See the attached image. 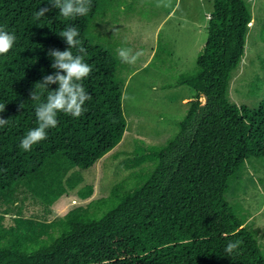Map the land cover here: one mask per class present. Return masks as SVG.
Wrapping results in <instances>:
<instances>
[{"label": "trees", "instance_id": "16d2710c", "mask_svg": "<svg viewBox=\"0 0 264 264\" xmlns=\"http://www.w3.org/2000/svg\"><path fill=\"white\" fill-rule=\"evenodd\" d=\"M49 2L0 0V26L17 37L0 55V103L6 106L0 117L9 120L0 127V215L31 212L30 218L47 223L65 199L87 203L57 220L42 241L26 243L0 227V264H264L258 233L244 208L227 197L248 165L264 169V97L251 108L230 95L251 32L249 0H213L199 72L168 85L190 89L194 100L179 132L165 144L138 147L139 170L97 199L89 176L123 141V96L137 70L96 40V22L113 0H92L86 16L65 18L52 8L35 19L39 8L52 7ZM69 25L79 29L84 60L93 69L82 81L92 99L79 118L58 113L47 139L24 151L20 142L37 127L35 109L47 96L38 89L40 101H32L30 93L55 74L48 53L69 47L59 35ZM232 240L243 243L229 254Z\"/></svg>", "mask_w": 264, "mask_h": 264}, {"label": "rangeland", "instance_id": "374dc122", "mask_svg": "<svg viewBox=\"0 0 264 264\" xmlns=\"http://www.w3.org/2000/svg\"><path fill=\"white\" fill-rule=\"evenodd\" d=\"M255 21L249 34L245 56L234 76L230 95L239 105L257 108L264 97V0H249ZM111 5V4H110ZM213 0H113L107 14L98 19L95 35L101 43L118 48H131L129 57H140L129 66L137 71L129 78L123 96L127 129L123 141L105 156L89 183L95 188L94 198L110 194L112 187L123 182L138 160L135 150L165 144L180 130L187 114L192 92L186 87L168 88L181 75L199 72L198 56L208 38ZM251 26V25H250ZM203 104L207 98L202 97ZM144 164L143 166H148ZM239 203L248 216V225L259 235L264 248V169H252L233 184L227 195ZM53 210L51 221L44 223L25 217L0 215L3 231L17 233L24 242L47 239L54 224L78 205L86 204L76 197L65 199Z\"/></svg>", "mask_w": 264, "mask_h": 264}, {"label": "clouds", "instance_id": "9594fccd", "mask_svg": "<svg viewBox=\"0 0 264 264\" xmlns=\"http://www.w3.org/2000/svg\"><path fill=\"white\" fill-rule=\"evenodd\" d=\"M52 6L41 7L35 12L34 18L39 20L46 16L52 8L59 10V15L65 18H75L86 16L92 8V0H50ZM69 46L66 50L51 49L49 56L53 58L52 68L55 74L45 75L43 79L35 85V91L30 93L32 101H40L38 89L47 91L46 100L39 102L35 109L38 121L37 127L30 129L20 142V148L30 151L34 144H38L48 137V130L57 127L58 113H64L74 118L81 117L86 111L85 105L92 99L85 90L82 81L92 72V66L85 62L84 53L86 49L81 46L79 39L80 31L77 27L69 25L59 34ZM17 37L14 32L7 30L6 26H0V55L7 54L15 45ZM76 48L78 53L74 55L72 49ZM131 48H118L119 58L126 63H135L141 53L129 57ZM58 84L57 90H50V85ZM5 105L0 103V113L5 111ZM23 108V104L20 105ZM9 120L0 117V127L7 125ZM243 242L232 240L227 244L225 251L229 254L237 250Z\"/></svg>", "mask_w": 264, "mask_h": 264}, {"label": "crops", "instance_id": "0c3cea01", "mask_svg": "<svg viewBox=\"0 0 264 264\" xmlns=\"http://www.w3.org/2000/svg\"><path fill=\"white\" fill-rule=\"evenodd\" d=\"M256 20H258V22H260L259 21V19H258V17H257V19H256V17H255V19H254V17H253V20H252V23L250 24L251 26H250V29H252V27L255 25V21ZM66 203H68V201H63L62 202V205H67ZM32 242V241H31ZM30 243V242H29Z\"/></svg>", "mask_w": 264, "mask_h": 264}]
</instances>
